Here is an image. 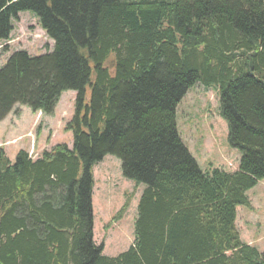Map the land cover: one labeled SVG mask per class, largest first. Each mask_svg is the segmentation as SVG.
Returning a JSON list of instances; mask_svg holds the SVG:
<instances>
[{"label":"trees","instance_id":"1","mask_svg":"<svg viewBox=\"0 0 264 264\" xmlns=\"http://www.w3.org/2000/svg\"><path fill=\"white\" fill-rule=\"evenodd\" d=\"M22 12L54 48L0 69V123L16 106L52 116L74 91L73 148L13 163L0 149V264H264L236 226L264 180V0H0V41ZM199 83L219 93L235 172H204L181 139L177 108ZM107 156L145 186L117 257L94 238L93 170Z\"/></svg>","mask_w":264,"mask_h":264},{"label":"rangeland","instance_id":"2","mask_svg":"<svg viewBox=\"0 0 264 264\" xmlns=\"http://www.w3.org/2000/svg\"><path fill=\"white\" fill-rule=\"evenodd\" d=\"M13 25L11 40L0 41V69L15 52L26 51L31 56L38 57L53 51L54 41L48 38L38 19L31 13H20ZM76 96L74 91L65 92L52 116H46L40 112V114L34 113L26 106H16L13 116L6 124L14 126L12 122L17 121V116L21 114L20 109H22V124L17 126L14 132L19 134L26 131V133L17 140L18 144L13 145L14 151L16 147H22L28 152L30 146L36 145V152H39L40 156H37L35 152L31 156L33 160H36L56 145L65 144L72 149L73 134L66 132L65 127L74 115ZM87 96L90 99V87L87 88ZM219 108L218 91L202 83L197 84L188 91L178 105V130L183 143L204 172H210L212 169L235 172L241 153L229 143L228 125L221 117ZM34 119H36L35 124L28 130ZM6 137L8 135L4 138ZM4 140L3 132H0V149L3 147ZM30 152L31 150L28 152L29 155ZM95 172L97 178L96 228L94 221L96 244L104 247L103 255L117 257L134 244V222L137 218L138 205L136 202L130 207L127 202L129 205L126 209L127 213H120L127 204L123 206L121 195L123 192L125 197L129 194L126 193L129 189L112 188L113 185L118 184L116 179L122 174L121 160L115 156H107L105 162L98 166ZM106 179L110 194L108 199H103L105 191L103 184ZM136 189L133 191L134 195ZM248 198L251 208L241 207L237 212L238 230L244 243L264 253V180L248 192ZM125 213L127 215L123 219Z\"/></svg>","mask_w":264,"mask_h":264},{"label":"crops","instance_id":"3","mask_svg":"<svg viewBox=\"0 0 264 264\" xmlns=\"http://www.w3.org/2000/svg\"><path fill=\"white\" fill-rule=\"evenodd\" d=\"M20 111H21V114H19L17 116V121L12 122V123L15 124L14 126L11 127L9 124H6V122L13 116L14 111L4 121H2L0 123V132H3V139H5L3 141V147H2V149L4 150L5 154L7 155V157L9 158V160L12 163L15 161V158H16V155L18 154V152L21 151V150H25L22 147H16L17 149L15 151L13 149L14 148L13 145L18 144V142H19V141L17 142V140H19L26 133V131L19 132V134H17L16 132H14V130L17 129V126H20L22 124V116L21 115H22L23 110L20 109ZM40 113H37V114H40ZM35 121H36V119H34L32 121L31 125L27 128L28 130L30 128H32V126L35 124ZM7 135H8V137L4 138ZM32 148H34L35 154L37 156H40L39 152H36V145L30 146L28 152L30 150L32 151ZM10 154H12V156ZM105 160H106V157L104 158V160L101 163L97 164L94 167V170H93L94 179H95V187H94V191H93V210H94V218H95L94 219V221H95V228H96V204H95V200H96V192H97L96 191V189H97V178H96V172H95V170H96V168L98 166H100L101 164H103L105 162ZM116 182H118V184L116 186L113 185L112 188L115 187V189H118V187H120L122 190H125V189H127V190L129 189L130 190V191L129 190L126 191V193L127 192L129 193L127 195V197H125V193L124 192L121 195V199H123V202H124L123 206L127 202L129 203L130 207L133 206L132 203H136L137 202V205H138L139 204V201H140V198L142 196V193L145 190V186H139L136 189L135 184L132 181H129V180L125 179L122 174H121V176H118V178L116 179ZM103 186H104V190H105L104 191L103 199H108V196L110 194V191H109V187L107 186V179H106V182L103 184ZM135 189H136V193L134 195L133 194V191H135ZM106 192H107V194H106ZM247 195H248V193H247ZM130 202H131V204H130ZM239 208H241V207H239ZM238 209H237V212H238ZM126 213L124 214L123 219L126 217V215H127ZM134 225H135V222H134ZM236 226H237V229H238L237 220H236ZM95 228H94V232H95ZM238 231L240 233V230H238ZM94 238H95V235H94ZM240 238H241V234H240ZM133 241H134V238H133ZM95 242H96V240H95Z\"/></svg>","mask_w":264,"mask_h":264},{"label":"built area","instance_id":"4","mask_svg":"<svg viewBox=\"0 0 264 264\" xmlns=\"http://www.w3.org/2000/svg\"><path fill=\"white\" fill-rule=\"evenodd\" d=\"M33 153H34V150H32V151L30 152V156H32Z\"/></svg>","mask_w":264,"mask_h":264}]
</instances>
